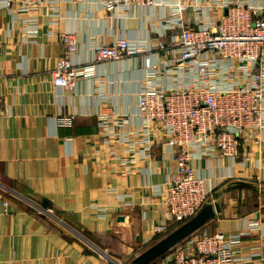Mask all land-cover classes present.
Instances as JSON below:
<instances>
[{
	"label": "crops",
	"instance_id": "obj_1",
	"mask_svg": "<svg viewBox=\"0 0 264 264\" xmlns=\"http://www.w3.org/2000/svg\"><path fill=\"white\" fill-rule=\"evenodd\" d=\"M59 8L56 24L47 6L37 9L39 32L29 39L23 16L0 9V264H136L182 225L157 230L166 220L154 188L176 168L170 150L156 144L151 158L125 174L100 135L101 112L130 117L135 128L142 60L100 64L96 78L79 80L72 91L55 86L52 71L66 51L60 32L76 33V60L86 64L97 44L146 37L152 14L115 17L100 0H62ZM240 152L195 162L216 187L209 204L218 211L187 238L202 231L232 236L259 221L260 229L242 235L241 264H249L264 258V131Z\"/></svg>",
	"mask_w": 264,
	"mask_h": 264
},
{
	"label": "built area",
	"instance_id": "obj_2",
	"mask_svg": "<svg viewBox=\"0 0 264 264\" xmlns=\"http://www.w3.org/2000/svg\"><path fill=\"white\" fill-rule=\"evenodd\" d=\"M61 1L0 0V9L23 16L29 39L39 32L37 9L47 6L56 24L62 19ZM100 3L105 12L126 19L141 18L139 12L148 10L149 33L97 44L93 60L81 64L77 35L64 30L59 40L66 51L57 57L52 80L72 91L79 80L96 78L100 64L141 58L135 128L130 117L106 112L98 115V125L108 153L125 174L138 170L139 160L151 158L156 144L170 150L176 168L162 187L154 188L166 220L157 230L166 231L169 222L188 221L215 198L216 187L199 174L195 162L219 155L235 159L245 140L264 131V0ZM255 229L260 222L254 220L246 232L232 236L202 231L175 246L164 264H241L242 235ZM248 261L264 264V258Z\"/></svg>",
	"mask_w": 264,
	"mask_h": 264
},
{
	"label": "water",
	"instance_id": "obj_3",
	"mask_svg": "<svg viewBox=\"0 0 264 264\" xmlns=\"http://www.w3.org/2000/svg\"><path fill=\"white\" fill-rule=\"evenodd\" d=\"M213 205L205 204L204 207L198 212L196 216L182 224L180 228L173 233L169 234L167 237L159 241L158 245L156 244L151 250L146 253L141 260L136 261V264H147L150 261L158 258L174 245L178 244L185 238H187L191 233L197 230L199 227H202L205 224V221L209 217H213L215 212L218 211V204L215 205V208H212Z\"/></svg>",
	"mask_w": 264,
	"mask_h": 264
},
{
	"label": "trees",
	"instance_id": "obj_4",
	"mask_svg": "<svg viewBox=\"0 0 264 264\" xmlns=\"http://www.w3.org/2000/svg\"><path fill=\"white\" fill-rule=\"evenodd\" d=\"M210 233V232H209ZM162 235V234H161ZM161 235H158L157 238H159ZM168 252H165L164 254H162L161 256H159L154 263L151 264H162V259L166 256Z\"/></svg>",
	"mask_w": 264,
	"mask_h": 264
},
{
	"label": "rangeland",
	"instance_id": "obj_5",
	"mask_svg": "<svg viewBox=\"0 0 264 264\" xmlns=\"http://www.w3.org/2000/svg\"><path fill=\"white\" fill-rule=\"evenodd\" d=\"M207 204H209V202H207ZM204 207V206H203ZM192 219V218H191ZM190 220V219H189ZM188 220V221H189ZM187 221H185V222H178L179 224H184V223H186ZM187 241V240H186ZM186 241H184L182 244H184ZM118 264H122V263H118Z\"/></svg>",
	"mask_w": 264,
	"mask_h": 264
}]
</instances>
